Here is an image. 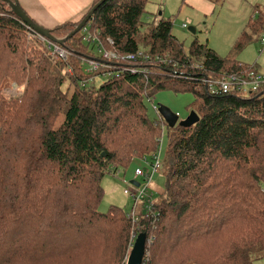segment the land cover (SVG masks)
Instances as JSON below:
<instances>
[{"label":"trees","instance_id":"16d2710c","mask_svg":"<svg viewBox=\"0 0 264 264\" xmlns=\"http://www.w3.org/2000/svg\"><path fill=\"white\" fill-rule=\"evenodd\" d=\"M150 1L106 0L70 39L88 14L49 29L67 39L60 61L0 0V264H124L136 232L152 238L148 264L264 258V86L250 94L216 86L261 70L198 41L187 48L173 20L147 29ZM256 10L233 51L264 39ZM85 30L117 55L113 69L83 71L81 58H97ZM13 84L22 95L6 99ZM165 90L191 93L200 120L170 128L158 217L135 225L119 207L99 211L102 182L159 154L169 126L149 117L145 100Z\"/></svg>","mask_w":264,"mask_h":264},{"label":"rangeland","instance_id":"374dc122","mask_svg":"<svg viewBox=\"0 0 264 264\" xmlns=\"http://www.w3.org/2000/svg\"><path fill=\"white\" fill-rule=\"evenodd\" d=\"M92 4L93 2L91 6ZM209 5L214 6L211 13L206 12ZM90 8L86 11L87 14L90 12ZM257 8L264 9V0H151L147 6V15L144 17V21L147 29H153L159 25L162 19L173 20V34L187 48L190 47L192 42L198 41L200 44L208 45L221 57L230 56L245 64H257L261 70L258 75L263 76L264 45L262 42H254L240 53L233 51L247 24L252 17H255ZM58 22V24L62 23L63 19ZM184 25H186V28H183ZM189 28H194L196 33L192 34ZM105 80L106 77H98L95 85L99 87ZM20 91L23 92V87L18 88L17 92L4 90L2 94L10 100L20 97L22 95ZM193 100L194 96L191 93L165 90L158 92L152 99H146L145 103L148 108V115L152 120L160 119L159 107L163 106L179 116V124L185 121L193 112L190 109ZM171 130L170 128L165 129L160 142L162 167L153 177L151 186V191L156 199L166 189L167 179L164 159L168 144L167 136ZM138 169L152 171V168L148 167L142 160L136 159L126 172L120 171L116 176L107 175L103 179L104 198L99 206L100 212L106 213L111 207H119L126 215H131L134 202L124 193V190H131L129 183L133 181L142 183L140 178H136V170ZM130 253L131 250L126 256L124 264H128ZM253 259L254 264H264V258H261L258 254H254Z\"/></svg>","mask_w":264,"mask_h":264},{"label":"built area","instance_id":"2783aa9c","mask_svg":"<svg viewBox=\"0 0 264 264\" xmlns=\"http://www.w3.org/2000/svg\"><path fill=\"white\" fill-rule=\"evenodd\" d=\"M28 27V26H27ZM186 28V25L183 26ZM29 30H32L28 27ZM87 37V42L89 44H96L95 53L97 54V58H81V65L83 67V71L86 74H93L95 72H99L101 69H113L114 65L111 64L113 61H117L118 57L115 53L109 52L103 48V45L98 39H93L89 33L85 30ZM37 34V33H36ZM37 38L41 43H43L47 52H49L50 57L52 60H60L66 61L69 57V53L65 51L59 44L44 38L37 34ZM109 45H113L112 40H108ZM264 45V39L262 40ZM130 61H134V56H129L127 58ZM70 74L72 75V70H69ZM130 72L135 73L136 70L131 69ZM216 86H218V90L223 91L224 93H230L232 91H238L244 94H250L252 92L258 91L262 86H264V75H256L254 73L249 75L248 79L243 77H225L222 81H220ZM18 85L13 84L12 88L7 89L11 92H17ZM215 87L212 88V91ZM5 90V91H7ZM21 92V91H20ZM22 93V92H21ZM155 110H157L155 108ZM144 163L152 168V171H143V170H136V178H140L142 183H138L139 186L133 185V183H129V187L131 190H124V193L128 195L134 202V207L131 215H127L133 224L139 223L142 216L145 218H152L156 219L158 217V212L156 210V198L154 193L151 191L153 177L157 173V171L162 167L161 160H160V152L158 155H155L151 161L145 160ZM138 180V179H137ZM139 233H133L132 239L130 242L131 251L135 245L136 239ZM152 238L148 237L147 235V243H146V250L145 256L143 260V264L149 263L150 253L148 251V246L151 244Z\"/></svg>","mask_w":264,"mask_h":264},{"label":"water","instance_id":"95a60500","mask_svg":"<svg viewBox=\"0 0 264 264\" xmlns=\"http://www.w3.org/2000/svg\"><path fill=\"white\" fill-rule=\"evenodd\" d=\"M9 6L11 7L13 13L16 15V17L24 23L26 26L30 27L33 31H35L38 35L43 36L44 38L51 40L53 42H56L58 44H62L64 41H59L55 39L49 30L39 26L36 24L24 11V9L20 6L18 0L17 1H11V0H4ZM106 0H101L100 3H98L86 16V18L82 21V23L77 27L75 32H73L68 38L70 39L73 37L76 33L82 31L86 25L90 22V20L93 18L96 10L105 3ZM189 31L192 34L196 33V30L194 28H189ZM159 116L165 121V123L169 126V128H175L177 125L181 127H191L195 124H197L200 120L199 116L192 112L190 116L183 122L178 124L179 116L175 115L169 108L160 106L159 107ZM133 185L139 186V184L136 181L132 182ZM146 243H147V234L142 233L139 234L135 245L130 253L128 264H143L144 256H145V250H146Z\"/></svg>","mask_w":264,"mask_h":264},{"label":"crops","instance_id":"0c3cea01","mask_svg":"<svg viewBox=\"0 0 264 264\" xmlns=\"http://www.w3.org/2000/svg\"><path fill=\"white\" fill-rule=\"evenodd\" d=\"M95 0H18L25 12L45 29H52L65 22L81 21ZM92 4V6H93ZM91 6V8H92ZM214 6H208L211 13ZM90 8V9H91ZM86 13V14H85ZM85 14V15H84ZM61 19L63 22L58 24Z\"/></svg>","mask_w":264,"mask_h":264}]
</instances>
